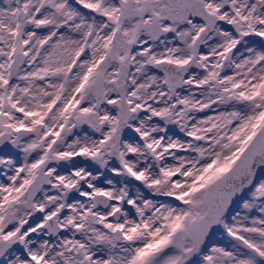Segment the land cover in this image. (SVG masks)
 <instances>
[{
  "label": "snow or ice",
  "instance_id": "1",
  "mask_svg": "<svg viewBox=\"0 0 264 264\" xmlns=\"http://www.w3.org/2000/svg\"><path fill=\"white\" fill-rule=\"evenodd\" d=\"M0 264H264V0H0Z\"/></svg>",
  "mask_w": 264,
  "mask_h": 264
}]
</instances>
